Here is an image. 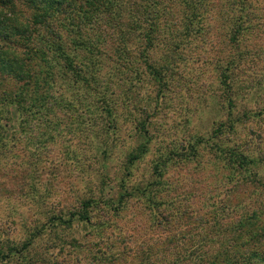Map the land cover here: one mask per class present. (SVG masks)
Segmentation results:
<instances>
[{
	"label": "rangeland",
	"instance_id": "374dc122",
	"mask_svg": "<svg viewBox=\"0 0 264 264\" xmlns=\"http://www.w3.org/2000/svg\"><path fill=\"white\" fill-rule=\"evenodd\" d=\"M161 1L172 14L151 59L169 67H148L135 36L128 56L115 35L100 46L111 61L95 67L94 88L115 98L117 130L101 114L107 108L90 120L80 106L68 110L76 89L61 77L52 81L50 109L36 119L25 103H4L0 251L10 257L0 264H209L218 254L264 255L255 243L264 175L231 169L219 150L241 148L264 165V0H249L256 17L238 44L229 0L201 1L188 35L180 14L188 6ZM155 69L164 71L160 83ZM8 81L0 76V86ZM147 114L139 133L135 119ZM231 114L243 118L233 127ZM87 202L88 221L64 222ZM28 241L24 259L18 252Z\"/></svg>",
	"mask_w": 264,
	"mask_h": 264
},
{
	"label": "trees",
	"instance_id": "16d2710c",
	"mask_svg": "<svg viewBox=\"0 0 264 264\" xmlns=\"http://www.w3.org/2000/svg\"><path fill=\"white\" fill-rule=\"evenodd\" d=\"M201 1L203 0L182 1L188 6L180 9V14L185 20L187 35L190 34L194 23L201 18L198 13ZM229 1L228 10L231 12L233 10L234 13L231 39L238 44L240 38L245 37V33H250L249 30L253 29L252 18L256 17V14L251 13L252 5L249 0ZM161 4H163L161 0H0V63L2 64L0 76L8 78L10 80L8 83H12L11 87L0 86V114L7 101L17 106L25 103L27 107L29 106L26 111L29 112L32 108L30 114L34 115L35 119L42 116L40 113L50 106L52 81L61 77L64 81L72 83L76 89L68 97L70 107L68 110L77 111L80 106V115L87 113V118L90 120L93 113H101L107 108L105 111L107 114L104 111L101 114H110V121L114 124L113 129L117 130L115 124L117 120L113 114L116 107L115 98L112 99L102 87L94 88L98 83L95 67L100 66L101 62L111 61L99 53L100 46L108 42V36L115 35L123 40L120 54L128 56L133 52L134 45L130 41L135 36V46L142 52L138 54L145 57L148 67H169L166 62L160 65L153 64L156 60L151 59L155 41L164 31L160 24L172 14L170 9L167 11V8L160 7ZM166 30L172 29L166 28ZM170 40L172 42L173 39ZM178 42V39L174 42L173 51L174 46L178 48L176 46ZM120 57L122 56L116 55V58ZM169 57L173 56L170 54ZM232 65L233 62L228 64V67ZM161 73L164 74V71ZM161 73L156 69L153 71L159 83L163 80ZM223 80L228 82L230 79L225 75ZM87 98L91 103L84 106ZM252 113L255 117H262L258 111ZM151 116L147 114L145 118L135 119L136 131L139 133L142 130L147 131ZM242 119L232 117L231 114L229 124L233 127L235 122ZM89 120V125H92ZM94 127L95 125L90 128ZM144 146L143 144L139 148L141 152L144 149L148 150L147 145ZM219 148L231 169L250 170L260 178L264 175L261 159L247 155L241 148ZM102 152H107V149H103ZM139 154L131 156V161L134 162ZM88 204L90 205L89 202L85 203L81 211L72 213L64 222L71 225L75 218L88 221L89 216L85 212ZM255 235L257 238L255 243L263 246L264 226L258 229ZM31 244L28 241L18 252L22 258H27ZM257 252L259 253H253L251 256L240 252L235 257H229V253H226V258L222 259L218 254L217 259H213L209 264H264V255L261 251ZM0 256L10 257L1 251Z\"/></svg>",
	"mask_w": 264,
	"mask_h": 264
}]
</instances>
